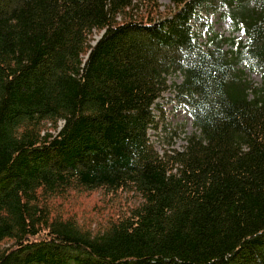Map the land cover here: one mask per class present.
I'll list each match as a JSON object with an SVG mask.
<instances>
[{
    "label": "trees",
    "instance_id": "obj_1",
    "mask_svg": "<svg viewBox=\"0 0 264 264\" xmlns=\"http://www.w3.org/2000/svg\"><path fill=\"white\" fill-rule=\"evenodd\" d=\"M169 4L0 0V264H264V0Z\"/></svg>",
    "mask_w": 264,
    "mask_h": 264
},
{
    "label": "rangeland",
    "instance_id": "obj_2",
    "mask_svg": "<svg viewBox=\"0 0 264 264\" xmlns=\"http://www.w3.org/2000/svg\"><path fill=\"white\" fill-rule=\"evenodd\" d=\"M159 4L162 6V11L164 8L170 6L169 0H159ZM210 21L215 32L220 33L225 37L235 36L240 40H245V35L242 32L233 33L229 22L221 19L219 16H213ZM244 73L246 79L251 83L255 85L260 83V77L258 74L249 73L248 71H245ZM181 81L182 77L178 74L168 77L167 83L171 89L163 95L162 99L158 101L164 112V121L159 123L156 130H151L148 132L150 140L153 142L154 147L159 154H163L165 150H182L186 145V138L195 131L187 111L181 108L176 101L174 102L172 100V97L174 96L173 85L179 84ZM156 115L159 114L156 113ZM160 119L161 118L159 117V120ZM60 125L61 124H58V126ZM164 128H167L169 131H165ZM98 196L99 194H92L89 195L87 199L81 198L83 203L87 202L89 205L86 206L85 209L76 206L68 214L73 215L75 212L78 216H80L81 213L83 214V218L87 219V217H90L92 214L90 205L98 201ZM83 210L86 212V214H88L87 217L84 215Z\"/></svg>",
    "mask_w": 264,
    "mask_h": 264
}]
</instances>
